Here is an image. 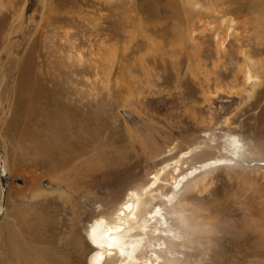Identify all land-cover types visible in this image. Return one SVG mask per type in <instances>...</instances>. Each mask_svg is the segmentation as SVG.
Listing matches in <instances>:
<instances>
[{
  "label": "rangeland",
  "instance_id": "rangeland-1",
  "mask_svg": "<svg viewBox=\"0 0 264 264\" xmlns=\"http://www.w3.org/2000/svg\"><path fill=\"white\" fill-rule=\"evenodd\" d=\"M167 165L156 264H264V0H0V264H90L94 219Z\"/></svg>",
  "mask_w": 264,
  "mask_h": 264
},
{
  "label": "bare ground",
  "instance_id": "bare-ground-1",
  "mask_svg": "<svg viewBox=\"0 0 264 264\" xmlns=\"http://www.w3.org/2000/svg\"><path fill=\"white\" fill-rule=\"evenodd\" d=\"M224 23L226 24L224 34L217 39L219 48L224 47L232 20H225ZM246 80H252V76L247 74ZM229 140H227L222 150H217L225 154L227 158L203 161L200 166L195 167L196 171L192 170L193 173L191 174L194 175L195 172H201L209 168L225 166L227 161L237 159L242 153V147L238 144L239 141L237 139ZM186 156L187 153L182 154L181 159ZM180 162L178 161L174 164V171L172 170L174 177L171 178L174 182L170 184L171 186L176 185L178 189L186 180V176H184L178 182V178L183 171V164H180ZM171 166L167 165L157 170L152 177L153 182H150L143 190H129L125 199L108 216L99 215L94 219L88 231L90 246L94 249L90 264H156L161 259L160 251L163 248L162 246L167 244L170 236L177 238L178 232L177 229L169 225L168 219L160 207L155 208L154 212H150L148 211L149 208H146V204L151 202L152 206L153 202H156L157 199L154 196V199L149 198L148 200L147 197L151 196L154 189L162 187L161 177L166 170H170ZM43 193L45 192H41V194ZM156 197L158 199H166L172 204L175 200L174 196H171L169 200V195L165 196L164 193H156ZM185 221L184 216L181 217L180 224L184 232L187 228ZM164 234L166 235L164 236ZM90 236L91 239L89 238ZM145 239L150 244L149 256L143 254L141 249V245L146 242ZM121 252L123 253L122 256L120 255Z\"/></svg>",
  "mask_w": 264,
  "mask_h": 264
},
{
  "label": "snow or ice",
  "instance_id": "snow-or-ice-1",
  "mask_svg": "<svg viewBox=\"0 0 264 264\" xmlns=\"http://www.w3.org/2000/svg\"><path fill=\"white\" fill-rule=\"evenodd\" d=\"M89 238L91 239V236H90ZM93 243H95V242L93 241ZM120 255L122 256V255H123V253L121 252V253H120Z\"/></svg>",
  "mask_w": 264,
  "mask_h": 264
}]
</instances>
